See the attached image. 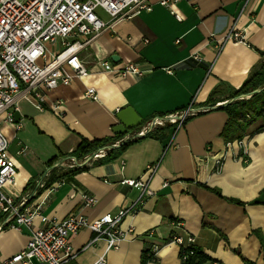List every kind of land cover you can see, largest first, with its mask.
<instances>
[{
  "label": "crops",
  "instance_id": "crops-1",
  "mask_svg": "<svg viewBox=\"0 0 264 264\" xmlns=\"http://www.w3.org/2000/svg\"><path fill=\"white\" fill-rule=\"evenodd\" d=\"M151 2V11L118 21L80 50L89 75L53 89L38 86L43 108L37 107V99L17 97L15 117L22 127L3 124L8 155L17 168L14 183L5 190L18 202L26 199L52 163L84 154L78 150L83 139L110 145L128 137L139 128L113 132L121 109L131 107L142 127L192 107L200 112L180 125L154 128L155 135L130 141L112 159L102 160L106 152L72 174L67 170L82 166L53 169L27 207L40 204V212L50 219L73 212L96 219L116 214L139 198L140 191L122 180L141 179L155 194L144 197L136 213L122 220L121 227L132 225L134 232L105 253L106 264H180L174 235L192 236L218 264H264V111L241 138L232 133L227 139L222 131L228 113L213 108L232 102V93L264 63V0H180L173 9L182 20L160 0ZM232 28L243 31L245 42H223ZM113 54L119 61L112 60ZM100 61L111 62L117 71H104ZM127 63L136 64L143 74L122 76L119 69ZM90 86L99 100L85 96ZM55 103L61 105L62 115L52 109ZM157 162L155 172L147 167ZM82 193L97 202L85 206ZM41 226L39 215L31 227L19 228L4 225L0 216V259L23 250ZM151 229L154 236L147 235ZM93 237L86 227L72 236L74 256L67 264H92L104 254L106 241L92 244ZM155 243L161 245L158 252L144 260Z\"/></svg>",
  "mask_w": 264,
  "mask_h": 264
},
{
  "label": "built area",
  "instance_id": "built-area-1",
  "mask_svg": "<svg viewBox=\"0 0 264 264\" xmlns=\"http://www.w3.org/2000/svg\"><path fill=\"white\" fill-rule=\"evenodd\" d=\"M179 1L160 0V4L170 8L171 13L178 20H182V16L173 9V4ZM99 8L108 15L107 20L97 14L96 10ZM152 9L151 0H0V216L4 219V225L17 228L21 225L31 227L36 215L42 221V226L33 230L26 247L9 258L0 259V264H67L74 256L71 238L85 227L94 233L92 244L100 239L106 241L104 254L92 264H106L105 253L117 248L120 241L128 239L134 232L132 225L123 229L120 225L122 220L136 213L144 197L155 194L148 183L141 179L122 180L123 184L140 191L139 198L116 214H106L96 219H89L80 212L70 213L63 219H50L40 212V204L35 208L27 207L28 205L23 207L27 198L18 202L5 190L6 186L14 183L17 168L8 155L9 141L3 132V124L8 122L17 129L21 128L22 120L15 117L19 95L30 100L37 99V107L43 108L44 97L38 86L53 89L60 85H69L74 77L89 75V69L79 56L80 50L93 37L114 27L118 21L133 18L142 11ZM230 40L245 42V35L242 30L232 28L223 37V42ZM195 58L201 59L199 55H195ZM99 64L106 72L117 71L109 61H100ZM119 72L122 76H126L128 72L143 74L134 63L125 64ZM85 96L94 101L99 100L98 92L93 86L86 89ZM51 107L58 115H62L59 103ZM199 112V109L189 107L165 115L162 117L164 123L155 118L130 135L145 134L150 127L153 130L168 123L180 125ZM105 153L106 151L103 154ZM103 154L98 153L94 158ZM69 159L70 164L65 165V161ZM69 159L62 161L57 168L82 166L76 164L72 158ZM147 167L154 168L155 172L159 162ZM44 185L45 182L42 181L40 186ZM82 199L87 207L97 202L96 197L88 193H82ZM178 224L180 222L175 223ZM154 234V229L147 232L148 236ZM171 240L184 246L194 242L192 236L184 239L174 235ZM160 247L159 243H155L152 247L153 253L156 254Z\"/></svg>",
  "mask_w": 264,
  "mask_h": 264
},
{
  "label": "trees",
  "instance_id": "trees-1",
  "mask_svg": "<svg viewBox=\"0 0 264 264\" xmlns=\"http://www.w3.org/2000/svg\"><path fill=\"white\" fill-rule=\"evenodd\" d=\"M262 86H264V63L260 66V68L256 72H254L249 77V79L242 85L241 88L235 90L232 93L231 98H236L242 94H248L252 92L253 90L259 87H262ZM209 102H213L212 106L216 104L212 97H210ZM219 108L224 109L228 113V120L223 128L222 135L226 136L228 139L232 133H235L233 137L241 138L242 131L245 130V127L249 125L252 119L262 114V112L264 111V88L261 91L253 94L248 99L244 98V99H238L232 102H228L227 104ZM163 116L164 115H162L161 117ZM171 125L173 124L168 123V124L162 125V129L169 127ZM138 128H141V126ZM153 133L154 132L151 131V132H148L147 135H150ZM123 136L124 135H122L120 138H122ZM128 143L129 142L122 144L117 149H112V150L107 151V154L105 155V157L102 158V160H109V159L114 158L116 156V153L119 150H123ZM106 144L107 143L101 144L99 141L90 143L83 139L79 145L78 150L80 151L84 150L82 151L84 154L80 153L81 154L80 156H76V155L75 156L79 159H84L87 155L96 151L97 149L104 147ZM78 150H76L75 152H77ZM85 169L86 168L82 166L76 169H69L67 170V173L72 174V173H76L78 171L85 170ZM213 190L216 191L219 195H221V192L218 189L213 188ZM230 200L237 202V203H241V201L236 200V199H230ZM153 256H154V253L152 249H150L149 251H146L144 255V260L148 258L150 259ZM180 258H181V264H216L217 263L210 256H208L204 251L198 248L194 244V242L188 243L185 246L180 245Z\"/></svg>",
  "mask_w": 264,
  "mask_h": 264
},
{
  "label": "water",
  "instance_id": "water-1",
  "mask_svg": "<svg viewBox=\"0 0 264 264\" xmlns=\"http://www.w3.org/2000/svg\"><path fill=\"white\" fill-rule=\"evenodd\" d=\"M111 58L114 62L119 61V59H120V57L116 54H113ZM263 88H264V86L259 87L255 90H253L251 92V94H255V93L261 91ZM246 96H247V94H242L236 98H232V100L235 101L238 99H244V98H246ZM227 103H225V104H227ZM222 106L223 105L221 104V105L215 106L213 108H219ZM116 116L119 120L118 124L113 128V132L116 134L126 133L128 130H131V129L133 130L134 128L140 127V125H141V118L135 113V111L131 107H126L124 109L119 110L116 113ZM150 131H151V127L145 134H147ZM145 134L130 135V136L126 137L125 139H123L122 141H120L119 143H113L110 145H106V146H104L100 149H97L96 151L90 153L82 161H79V159L75 158L74 156H70V157L74 160V162L76 164L83 166L86 163H88L90 160H92L95 157V155L98 154L101 150H104L107 152L109 150H112V149H115V148L121 146L124 143L130 142V141L137 139V138H140V137L144 136ZM61 164H62V160H59V161H56L55 163H53L52 165H50L46 169L45 173L38 180L37 188L33 192H31L30 195L27 197L26 201L24 202L23 207L26 206L34 198L38 187L40 186V184L44 180L47 173L52 171L53 169L57 168Z\"/></svg>",
  "mask_w": 264,
  "mask_h": 264
},
{
  "label": "rangeland",
  "instance_id": "rangeland-1",
  "mask_svg": "<svg viewBox=\"0 0 264 264\" xmlns=\"http://www.w3.org/2000/svg\"><path fill=\"white\" fill-rule=\"evenodd\" d=\"M96 12H97V14H98L100 17H102L103 19H107V16H106L104 10H102L101 8L97 9ZM87 37H90V35L87 36Z\"/></svg>",
  "mask_w": 264,
  "mask_h": 264
},
{
  "label": "bare ground",
  "instance_id": "bare-ground-1",
  "mask_svg": "<svg viewBox=\"0 0 264 264\" xmlns=\"http://www.w3.org/2000/svg\"><path fill=\"white\" fill-rule=\"evenodd\" d=\"M158 121L160 122V123H164V119L163 118H158ZM105 151L104 150H101L99 153H101V154H103ZM70 163H65V165H69Z\"/></svg>",
  "mask_w": 264,
  "mask_h": 264
}]
</instances>
